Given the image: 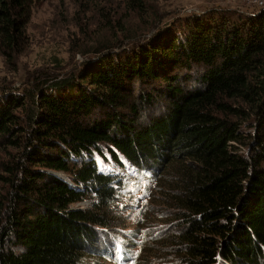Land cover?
<instances>
[{"label": "trees", "instance_id": "1", "mask_svg": "<svg viewBox=\"0 0 264 264\" xmlns=\"http://www.w3.org/2000/svg\"><path fill=\"white\" fill-rule=\"evenodd\" d=\"M39 1L0 0L3 56L22 52ZM118 2L150 9L147 0ZM90 9L100 28L110 27L85 54L113 52L142 27L124 16L114 21L121 12L111 0ZM188 21L186 34H158L128 54L108 53L51 92L0 97V150L7 152L0 162V264H83L96 254L138 264L142 249L134 239L151 240L153 232L126 231L111 214L125 194L130 211L144 213L149 182L162 198L155 226H178L160 235L164 258L178 261L171 264H264V9L245 30ZM194 65L200 86L187 89L185 73ZM157 82L169 101L145 121L143 104L154 101ZM141 85L153 90L139 92ZM96 153L131 166L128 178L139 188L126 187L123 174L101 172ZM142 185L148 194L139 205ZM88 198L91 207L74 208Z\"/></svg>", "mask_w": 264, "mask_h": 264}, {"label": "rangeland", "instance_id": "2", "mask_svg": "<svg viewBox=\"0 0 264 264\" xmlns=\"http://www.w3.org/2000/svg\"><path fill=\"white\" fill-rule=\"evenodd\" d=\"M94 1L41 0L34 5L32 17L27 26L28 38L22 46V52H13L12 58L5 57L0 53V90H2L0 91V97L8 93L22 95V93L32 88L51 92L52 88H55L51 86L56 82L73 74L75 76L80 75L85 70L87 63L99 60L108 53L118 55L128 54L136 47L150 45L154 42V39H157L158 34L167 36L176 33V31L179 35L186 34L185 32L188 31V27H190V30H193V23L188 21L190 19H196L197 21L214 20L216 27L218 26L219 29L225 26L227 30H230L236 25L245 30L250 24L249 17L258 12L256 7L242 3L240 0H147L146 3L150 6V9L147 7L142 12L141 9L133 7L134 5L132 4L128 5L126 9L118 0H111L112 7L116 9V14L121 12L120 15L113 19L114 21L120 18V16H124L123 20L127 23L129 22L135 28L138 26L142 27L135 29L136 33L133 32L135 34L132 33L137 36L122 38L115 45L113 52H100L99 54L89 52L85 54L82 50H85L86 47L87 49L94 47L95 39L99 38L95 34L104 33L107 30V26H109L108 21L102 23V28L98 26L99 22L97 21L99 17L90 9ZM107 4L111 6L110 3ZM195 13L199 15L194 16L195 18L189 17V15H195ZM125 16H128V19ZM141 16L144 17L141 18ZM143 19L148 22H145L146 25H143L141 22ZM106 24L107 26L104 27ZM96 27L100 32L94 33ZM185 74L189 76L188 81L185 83L187 89H194L200 86L199 77L201 71L199 66H192V69H188ZM160 84L157 82L153 85L154 88L159 90L153 92V94L151 93L154 101L145 105L143 104L141 116L145 121H147L150 114L164 112L167 107L169 96L164 94V91L167 90L163 86V83L161 86ZM153 86L141 85L137 87V91L140 92L142 89L149 92L153 90ZM242 127L246 128L245 125H242ZM9 149L15 154L20 152V150H15L11 147ZM6 153L0 150V162L4 158H7L4 155ZM94 158L101 171L123 174L126 176V187L139 188V183L137 184L133 178H128L129 174L134 173L131 166L126 165V163L124 166H119L111 157L103 158L98 153L94 155ZM0 174L6 176L1 170ZM4 190L5 185L0 183V192L3 193ZM149 190V197H151L149 205L151 203V207L149 206L148 209H145L144 213L140 214L133 210L130 211L131 209L127 207L129 200L126 202L128 197L125 194V196L121 195L120 199L123 203L116 210L112 209L111 216L116 218L117 221L120 220L124 230L131 233L141 230L153 232L154 236L151 240L150 238L134 239L132 237L138 241L135 245H138L137 247L142 249V255L138 264H171L176 259L166 260L168 258H164L165 249L162 248L160 243L165 238H160V235L174 233L178 231V226L175 227V223L168 224L169 226L167 227L164 225H160L161 227L155 226L156 222L154 220H162L159 217L160 212L158 209L160 207L158 202L162 198L159 195L160 191H155L152 182H149ZM140 192L141 195L137 198L139 205L142 204L148 194L143 185L140 186ZM92 203L93 200L88 198L75 204L74 208H89L92 206ZM145 215L147 216L145 217ZM83 264L117 263H115L114 259L106 258L103 254H96L86 256Z\"/></svg>", "mask_w": 264, "mask_h": 264}, {"label": "built area", "instance_id": "3", "mask_svg": "<svg viewBox=\"0 0 264 264\" xmlns=\"http://www.w3.org/2000/svg\"><path fill=\"white\" fill-rule=\"evenodd\" d=\"M240 2L256 7L258 11L264 9V0H240Z\"/></svg>", "mask_w": 264, "mask_h": 264}, {"label": "bare ground", "instance_id": "4", "mask_svg": "<svg viewBox=\"0 0 264 264\" xmlns=\"http://www.w3.org/2000/svg\"><path fill=\"white\" fill-rule=\"evenodd\" d=\"M62 175V174H61Z\"/></svg>", "mask_w": 264, "mask_h": 264}]
</instances>
